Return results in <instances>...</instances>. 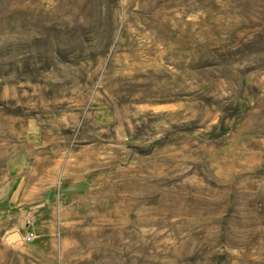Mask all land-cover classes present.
I'll use <instances>...</instances> for the list:
<instances>
[{"label":"rangeland","instance_id":"rangeland-1","mask_svg":"<svg viewBox=\"0 0 264 264\" xmlns=\"http://www.w3.org/2000/svg\"><path fill=\"white\" fill-rule=\"evenodd\" d=\"M0 264H264V0H0Z\"/></svg>","mask_w":264,"mask_h":264},{"label":"built area","instance_id":"built-area-1","mask_svg":"<svg viewBox=\"0 0 264 264\" xmlns=\"http://www.w3.org/2000/svg\"><path fill=\"white\" fill-rule=\"evenodd\" d=\"M36 237V234L33 230L26 232L23 235H20L19 239L23 238L25 241H31Z\"/></svg>","mask_w":264,"mask_h":264},{"label":"water","instance_id":"water-1","mask_svg":"<svg viewBox=\"0 0 264 264\" xmlns=\"http://www.w3.org/2000/svg\"><path fill=\"white\" fill-rule=\"evenodd\" d=\"M15 233L17 235V238H19L20 237V234L18 232H15ZM12 238L15 239L14 237H12Z\"/></svg>","mask_w":264,"mask_h":264},{"label":"crops","instance_id":"crops-1","mask_svg":"<svg viewBox=\"0 0 264 264\" xmlns=\"http://www.w3.org/2000/svg\"><path fill=\"white\" fill-rule=\"evenodd\" d=\"M13 187H14V184L11 185V188H13ZM8 195H9V193H8ZM7 198H8V196H7ZM10 201H11V200H9V202H10ZM11 202H12V201H11Z\"/></svg>","mask_w":264,"mask_h":264},{"label":"bare ground","instance_id":"bare-ground-1","mask_svg":"<svg viewBox=\"0 0 264 264\" xmlns=\"http://www.w3.org/2000/svg\"><path fill=\"white\" fill-rule=\"evenodd\" d=\"M16 237H17V235H16ZM15 239H17V238H15Z\"/></svg>","mask_w":264,"mask_h":264}]
</instances>
